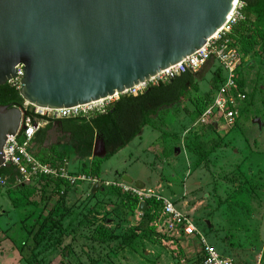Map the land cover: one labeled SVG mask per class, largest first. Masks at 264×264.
Masks as SVG:
<instances>
[{"label":"water","instance_id":"obj_1","mask_svg":"<svg viewBox=\"0 0 264 264\" xmlns=\"http://www.w3.org/2000/svg\"><path fill=\"white\" fill-rule=\"evenodd\" d=\"M235 1L0 0V86L21 65L19 96L40 109L122 96L203 48L226 25ZM21 117L19 108L0 106V168ZM96 145L105 155L102 141Z\"/></svg>","mask_w":264,"mask_h":264},{"label":"rangeland","instance_id":"obj_2","mask_svg":"<svg viewBox=\"0 0 264 264\" xmlns=\"http://www.w3.org/2000/svg\"><path fill=\"white\" fill-rule=\"evenodd\" d=\"M256 28L264 35V24H256ZM245 60L244 80L252 94L250 103L247 98L240 110L242 121L238 126L232 131L215 130L208 134V137L214 135L213 141L198 149L191 146L182 161L174 153L178 145L168 140L164 148L168 165L157 157L161 150L157 148H152L157 152L153 153L156 160L152 157L151 161H154L156 174L160 169H163V175L171 168L177 170L178 174L170 173V177L179 194L183 191L182 184H186L188 192L192 190L195 175L184 178L187 163L188 170L203 164L204 189L198 193V198H202L201 207L192 215L193 220L218 254L233 258L235 264H256L262 257L264 259V219L261 223L264 216H260L264 211V44L245 54ZM215 68V65L207 66L196 74L195 88L182 108L186 117L182 130L193 119L192 99L209 92ZM119 97L107 100L103 105ZM256 118L261 121L262 129L252 124ZM142 139L137 138L130 148L105 160L101 167L104 179L113 180L115 168L123 164V157L143 155V150L138 149V145L143 147L146 143ZM211 148L209 158L202 161L201 153L209 152ZM71 156L69 153V165H74L72 170L79 172L86 164L73 161ZM128 166L130 174L143 172L138 163ZM52 188L42 193L32 187L22 190L7 187L0 193V264H98V259L106 258L108 263L129 264L127 256L112 261L111 257L103 255L101 258L94 252L99 245L92 239L93 229L96 225H108L106 220L112 216L100 214V211H106L112 202H99L89 192L79 195L78 190H74L73 196L71 192L61 196ZM176 256L171 254L175 263ZM181 257L179 261L185 260V264L198 262V258L194 260L195 253L194 261H186L185 254Z\"/></svg>","mask_w":264,"mask_h":264},{"label":"built area","instance_id":"obj_3","mask_svg":"<svg viewBox=\"0 0 264 264\" xmlns=\"http://www.w3.org/2000/svg\"><path fill=\"white\" fill-rule=\"evenodd\" d=\"M243 8L244 4L236 0L226 25L210 38L203 48L180 63L160 72L148 83L135 87L124 95L137 96L142 94L148 85L165 84L186 73L196 75L201 69L215 65L216 68L212 74V77L215 74L217 80L215 88L210 91L209 98L204 100L203 110L196 118L194 126L202 130L231 131L239 121L240 110L247 101L245 88L241 84L243 55L239 47L234 44L232 32L233 25L245 19L242 14ZM15 69L16 77L8 84L19 92L23 67L18 65ZM104 102L106 101L58 110L40 109L23 103V106L19 108L22 113L19 131L15 136L7 137L3 148L4 165L0 168L11 166L15 170L17 178L13 186L31 185L36 182H49L50 185H54L55 181L69 187L85 182L96 183L97 180L94 177L73 173L68 160H63L56 166L41 163L33 156L31 147L35 134L49 122L84 117L94 112L101 113L108 105H103ZM107 186L129 193L136 197L138 203L147 202V205H151L156 215L152 224L166 237V243L175 245L178 239L196 237L201 246V256L196 264H235L233 260L221 256L208 245L204 237L197 232L190 217L176 210L169 201L151 192H142L122 183H111ZM7 187L6 178L0 175V190ZM64 191L65 187L62 186L59 193L63 195Z\"/></svg>","mask_w":264,"mask_h":264},{"label":"crops","instance_id":"obj_4","mask_svg":"<svg viewBox=\"0 0 264 264\" xmlns=\"http://www.w3.org/2000/svg\"><path fill=\"white\" fill-rule=\"evenodd\" d=\"M242 60H243V68L241 72V79H242L241 83L243 87L245 88L247 98H248V103H250L249 98H250V94L252 93H250L248 89V84L244 80V68H245L244 64L246 61L245 55H243ZM184 102H181L180 104H177L170 108H164L156 116L151 118L150 124L148 126L143 127L140 134L137 136L138 139L143 137L142 140H146V143L144 144L143 147H141L142 145H138V149L143 150L142 151L143 155L137 158H135V156L133 158L123 157V160H124L123 164L119 166L118 168H115L113 180L104 179L103 178L104 176L101 174V168H100L99 177H94L97 180L96 183L85 182V183L77 184L75 187L68 186L69 190L66 192V194L71 192V195L73 196V194H75L76 192V191L74 192V190H78L79 195H81L82 193L86 194L87 192H89L95 198H97L99 202L100 201L101 202L107 201L110 203L112 202L110 204L111 205L110 208L107 209L106 207V211L105 210L100 211V214L105 215L106 213H109L110 216H112L110 217V219L106 220L108 225H96L94 227L95 229L96 227L101 226L104 229H107L113 232V235L115 236L114 240L106 242V243H99L95 241V243L99 245V247L94 248L95 249L94 252H97V254L101 258H103V255H107L111 257L110 260L115 261L116 258H118L119 256H122V257L127 256L129 260V264H138V263L139 264H181V263L185 264L184 263L185 260L179 261V259L182 258L181 257L182 254H185L186 261L189 259L191 261H194L197 258L199 259L201 256V249L196 242V237L183 238V239L181 238V241H178L180 239L176 240L179 242L178 244L175 241L176 245L174 244L172 245V244L166 243L165 242L166 240L159 239L158 237L155 236V234H148L147 233L148 223L150 219L152 218L151 216H153V207L149 204L147 205V202H146L145 203L146 208L144 209V211H139L138 206H137V209L135 210V212H129L127 210L126 199H127V196H132V195H130L129 193H124L123 191L115 187L107 186V184H111V183H122L130 188L137 189L142 192H151L154 195L169 201L170 203L174 205L176 210L190 217V219L192 220L193 224L195 225L197 229V232L202 237H204L208 245L212 246L210 242H208V240L206 239V236L197 227L195 221L193 220V216H192L193 214L197 213L199 208L201 207L200 201H202V198H198V193L204 189V179L202 178L205 176L204 175L205 172L204 170H202L203 164L200 165L201 167L188 170L187 166L189 163H187V166H185L186 171L184 172V178L187 177L186 179H188L189 177H192L193 174L195 175L194 178H192V182H191L192 190L190 189L191 192H188L187 188L185 187L186 184L185 185L182 184L183 191L181 194H179L177 188H175L173 185L174 183L173 180L170 177V173L178 174L177 170L174 168H171V171L169 170H167V172L164 171V175H163L161 174V172L163 173V169H160V172H157L156 174L157 169L155 168V165H153L154 161L153 162L151 161L153 160L152 157L155 159L153 153L157 152V150L154 151V149L152 148L161 149L159 150L160 152L157 154V157L161 158L163 162L165 161L166 154L164 153L165 151L164 148L166 147L168 140L173 141L176 145H178L177 147H175L174 153L178 155L177 157L179 158L180 161L185 160L188 148H191V146H195V149H198L201 147H205L204 143L213 141L214 135H209V137L207 135L213 134V132L215 131L214 129L202 130L194 126V122L196 120L194 119V111H193V119L191 120V122H189V124L185 127V129L182 130L181 127L183 126V123L186 120V117L184 115V110L182 109L184 106ZM256 120H259V119L257 118L254 119L252 121V124L256 125L258 129H262V125L258 126L257 123H255ZM241 121L242 119H239L236 126H238V124ZM234 128L232 130H234ZM146 129L148 130L144 134ZM204 137H206L207 139ZM137 138H135L126 147L119 150L115 155L120 154L127 147L130 148L132 143ZM152 138H155L154 140L156 141L154 140L151 141ZM98 141H101V140L97 139L95 141L92 157L90 159L85 160V161H79L70 152V156L72 154L71 159L75 162L78 161L81 164L88 165L92 158H95V157L104 158L106 154L105 155L101 154L102 151H101L100 146L96 145V142ZM134 151H136V149H134ZM189 151H191V149H189ZM211 151H212V148L209 150V152H205L203 154L201 153V160L204 161L205 159H208ZM75 162L73 163L75 164ZM135 163L139 164V167L142 168L143 172H139L136 174H130L128 172L127 164L130 166ZM166 165H168V163H166ZM73 166L74 165H72L70 168L73 173L82 174L81 172L82 166L80 164L79 166H81V168L79 172L73 171L72 170ZM146 167L149 168L150 170L146 169ZM123 176H127L128 178H130L132 183L128 184L124 182L122 180ZM179 177L181 179V173H179ZM135 182L141 183L143 187L136 188L134 186ZM95 186H97V190L94 191L93 189ZM64 195L65 194L63 193V195L61 196H64ZM116 197L118 199L115 201L116 202V205H115L114 200L116 199ZM139 204L140 203H138V205ZM260 216H264V211L261 212ZM263 219L264 218H262L261 223ZM263 233L264 231L262 232V235ZM160 234L163 235L162 233ZM263 243H264V240H263ZM101 248L104 250H102ZM169 250H171V253ZM177 252L179 253L177 254ZM85 253H86V249H85ZM173 253L177 255L176 263L174 262L175 259L171 257V254ZM194 253H195L196 258H194L193 260ZM225 257L231 260L233 259L228 256H225ZM106 259H98L99 260L98 264H114V263H108L107 262L108 259L107 260ZM262 260L264 261L263 257H262ZM261 262L256 263V264H264Z\"/></svg>","mask_w":264,"mask_h":264},{"label":"trees","instance_id":"obj_5","mask_svg":"<svg viewBox=\"0 0 264 264\" xmlns=\"http://www.w3.org/2000/svg\"><path fill=\"white\" fill-rule=\"evenodd\" d=\"M239 1L244 4L242 14L245 19L233 25V41L245 55L264 44V35L256 28V24H264V0ZM195 78L196 75L186 73L165 84L148 85L145 91L137 96L122 95L118 100L109 103L101 113L94 112L84 117L49 122L35 134L31 152L38 161L50 166H56L63 160L69 161L70 152L79 161H85L92 157L95 141L99 139L104 144L106 156L92 158L89 164L81 169L82 174L86 176L99 177L104 161L137 138L142 128L150 124L152 117L164 108H170L188 100L189 93L195 88ZM216 82L214 74L210 81L209 92L202 97L196 96L192 99L194 119L202 112L204 100L209 98V93L214 90ZM23 103L19 92L9 84L0 86V106L21 108ZM0 175L6 178L8 187L19 190L32 187L35 191L44 193L47 188L53 187L52 191L56 194L64 186L65 195L69 190L66 184L59 181L53 182L52 186L49 182H36L14 187L17 174L11 166L0 169ZM3 190H0V193ZM126 201L127 210L135 212L138 206L136 198L127 196ZM154 214L148 223L147 233L166 240V237L160 235L152 224L156 218ZM92 239L99 243H106L114 240L115 236L113 232L98 226L93 230ZM178 241H176L177 244ZM196 242L199 245L197 239Z\"/></svg>","mask_w":264,"mask_h":264},{"label":"bare ground","instance_id":"obj_6","mask_svg":"<svg viewBox=\"0 0 264 264\" xmlns=\"http://www.w3.org/2000/svg\"><path fill=\"white\" fill-rule=\"evenodd\" d=\"M235 3H236V1L234 2V4H235ZM234 4H233V5H234ZM141 203H144V202H141Z\"/></svg>","mask_w":264,"mask_h":264}]
</instances>
